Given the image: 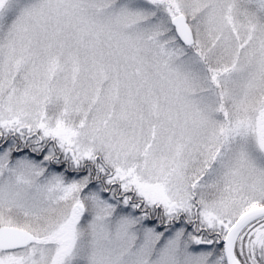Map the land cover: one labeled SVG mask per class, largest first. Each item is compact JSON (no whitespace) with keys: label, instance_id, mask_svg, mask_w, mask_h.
Listing matches in <instances>:
<instances>
[{"label":"snow or ice","instance_id":"1","mask_svg":"<svg viewBox=\"0 0 264 264\" xmlns=\"http://www.w3.org/2000/svg\"><path fill=\"white\" fill-rule=\"evenodd\" d=\"M0 264H264V0H0Z\"/></svg>","mask_w":264,"mask_h":264}]
</instances>
